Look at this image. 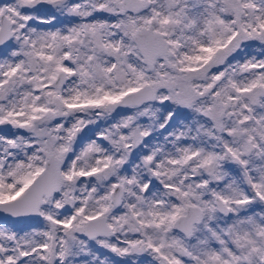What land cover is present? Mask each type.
Masks as SVG:
<instances>
[{"label": "snow or ice", "instance_id": "obj_1", "mask_svg": "<svg viewBox=\"0 0 264 264\" xmlns=\"http://www.w3.org/2000/svg\"><path fill=\"white\" fill-rule=\"evenodd\" d=\"M0 215V264H264V0H0Z\"/></svg>", "mask_w": 264, "mask_h": 264}, {"label": "rangeland", "instance_id": "obj_2", "mask_svg": "<svg viewBox=\"0 0 264 264\" xmlns=\"http://www.w3.org/2000/svg\"><path fill=\"white\" fill-rule=\"evenodd\" d=\"M57 26H59V22H58ZM253 51H255V49H254ZM90 127H94V126H90ZM85 133H86L87 135H89V136L92 135V133H90V132L88 131V129H85ZM9 223H11V222H9ZM104 254H105V255H108L110 259L116 261V264H122L121 258L115 257L114 254H110V253H107V252H105ZM141 259H144V258H141Z\"/></svg>", "mask_w": 264, "mask_h": 264}, {"label": "water", "instance_id": "obj_3", "mask_svg": "<svg viewBox=\"0 0 264 264\" xmlns=\"http://www.w3.org/2000/svg\"><path fill=\"white\" fill-rule=\"evenodd\" d=\"M4 219V217H3V215H0V220H3ZM11 222V221H10Z\"/></svg>", "mask_w": 264, "mask_h": 264}]
</instances>
